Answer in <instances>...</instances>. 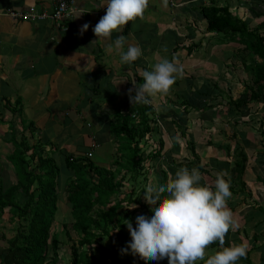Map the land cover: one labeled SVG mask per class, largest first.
<instances>
[{
  "label": "crops",
  "instance_id": "1",
  "mask_svg": "<svg viewBox=\"0 0 264 264\" xmlns=\"http://www.w3.org/2000/svg\"><path fill=\"white\" fill-rule=\"evenodd\" d=\"M57 3L0 0L3 184L17 178L10 160L16 149L14 140L29 138L31 145L47 143L44 153L59 164H64L68 154L91 158L96 167L112 172L115 182L121 183L111 205L119 203L123 213L133 210L125 205L140 204L134 209L144 213L151 206L141 190L148 184H164L166 172L174 176L186 159H192L190 144L195 145L201 165L224 171L229 178L238 155L234 147L239 143L249 156L244 176L247 189L232 192L228 200L238 228L227 233L225 246L247 243V256L238 264H264V91L261 99L235 104L254 92L256 66L264 67V56L249 50L253 37L209 30L203 13L205 7H229L250 30L263 34L264 0H149L143 19L130 22L122 32H114L111 40L103 41H95L92 29L106 12V5L100 7L104 0H74L72 6L84 13L79 18H64L61 24L67 28L63 29L57 28L52 17L23 20L11 15L30 7L50 15ZM85 23L89 27L81 34ZM119 35L126 37L124 48L108 51ZM128 45L140 47L143 53L131 65L122 64L119 57ZM161 56H174L182 65L186 80L180 90L187 92L188 101L173 98V93L152 98V105L140 110L139 104L130 102L129 89L143 82L141 73L151 70ZM247 141L255 146L246 145ZM226 143L230 151L223 148ZM134 154L145 158L139 175L130 173ZM3 171L11 172L13 180L5 181ZM203 177L201 183L210 181ZM135 186L138 195L131 193ZM61 187L67 191L64 182ZM141 204L146 207L140 208ZM136 214L131 221L134 227ZM218 249L219 243H214L208 251ZM138 264H144L143 259Z\"/></svg>",
  "mask_w": 264,
  "mask_h": 264
},
{
  "label": "trees",
  "instance_id": "2",
  "mask_svg": "<svg viewBox=\"0 0 264 264\" xmlns=\"http://www.w3.org/2000/svg\"><path fill=\"white\" fill-rule=\"evenodd\" d=\"M203 13L209 30L253 37L254 41L249 43V50L264 56V33L250 30V25L234 15L229 7H205ZM256 68L259 71L256 70L254 74V92L236 100V105H246L250 100L259 99L260 92L264 91V84H260L261 81L264 83V67ZM139 105L140 110L149 108L146 104ZM146 123L147 127L148 120ZM148 129L147 127L146 130ZM14 143L16 149L10 155V160L17 178L8 184H3L0 179V222L8 211L10 220L15 224V233L9 238L1 234L0 264H57L62 259L60 249L65 243L64 240L71 243L70 264H138L141 258L133 255L128 248L131 236L125 224L127 220L134 219L137 210L121 213L119 203L111 205L112 196L120 191L121 186L120 182H115L112 172L96 167L91 158L80 157L78 154H68L64 164H59L53 156L44 153L47 143L31 145L27 139L14 140ZM227 144L223 148L230 151L231 147ZM246 145L255 146L252 141H247ZM244 148L236 143L234 150L238 154L237 160L229 178L225 175V179L230 182L231 192L247 189L244 176L249 156ZM190 150L192 159L185 160L183 165L189 169L198 167L206 175V179H212L204 183L214 184L216 174L220 171L200 164L195 145L190 144ZM144 159L133 155L131 160L134 163L130 166L132 173L140 174ZM70 176L74 178L70 180ZM62 177L66 178L65 181ZM166 178L165 173V183ZM61 179L67 187V201L72 208L73 222H64L63 230L57 231L55 216L59 208ZM135 190L138 195L136 186L131 193L136 194ZM141 192L144 193V189ZM143 206L146 207V204H141L140 208ZM147 210L152 215L150 209ZM113 230L118 232L113 235ZM73 231L77 234V239L73 238ZM106 238L109 239V244L103 242ZM49 250L52 251L51 255Z\"/></svg>",
  "mask_w": 264,
  "mask_h": 264
},
{
  "label": "clouds",
  "instance_id": "3",
  "mask_svg": "<svg viewBox=\"0 0 264 264\" xmlns=\"http://www.w3.org/2000/svg\"><path fill=\"white\" fill-rule=\"evenodd\" d=\"M105 5V14L92 29L97 37L95 41L111 40L114 32H122L130 22L143 19L149 0H104L100 7ZM83 13L75 8L70 14L75 19ZM88 27L85 23L81 34ZM125 44L126 37L119 35L108 45V51L121 50ZM163 51L167 52V48ZM142 54L140 47L128 45L126 51L119 52L120 62L131 65ZM182 74V65L176 57L161 56L151 65V70L141 73L142 83H133L134 89H129L130 102L150 107L152 104H147L151 99L168 95ZM137 113L138 110L135 115ZM225 175L221 171L216 174L214 184L201 183L204 177L198 167L183 166L176 169L174 176L169 174L165 184H148L144 199L151 206L152 215H137L135 227L130 220L125 223L131 236L128 248L132 254L143 260L167 259L168 264H238L241 258H246L247 243L225 246L227 233L238 228L228 206L232 192ZM136 207L133 203L124 206L126 209ZM217 242L219 249L209 253V247Z\"/></svg>",
  "mask_w": 264,
  "mask_h": 264
},
{
  "label": "rangeland",
  "instance_id": "4",
  "mask_svg": "<svg viewBox=\"0 0 264 264\" xmlns=\"http://www.w3.org/2000/svg\"><path fill=\"white\" fill-rule=\"evenodd\" d=\"M251 73H253L252 69L250 70L249 74L251 75ZM185 80H186V72L183 71L182 76H179L177 78V80H176L175 84L172 86L169 94L172 95L173 93H175V97H173V98L180 97L181 100L184 99L186 101V103H187L189 96H187V92H186V94H183L182 91H181L182 90V88H181L182 82L185 81ZM177 81H179L180 84H177ZM210 85H212V84H210ZM198 99H196V100H198ZM192 107H194L193 104H192ZM204 109H206V107ZM180 110L184 111L183 109H180ZM151 126H153V124ZM183 132H185V128L183 129ZM29 140L30 139L28 138L27 141L30 143ZM130 173H132V172H130ZM166 173H167V179H168L170 172H166ZM2 174H4L6 176V178H4L5 181L8 182V181H12L13 180L14 176L12 177V175H10L11 172H4L3 171ZM8 175H10L12 178H10ZM209 180L211 181L212 179L209 178ZM61 183H62V179H61ZM60 189L61 190H60L59 203H58L59 208H58V211L56 212V216H55L56 217L55 225H56V230L57 231L63 230V228H62L63 225L62 224L64 222H68L69 224H71L73 222L72 214H71V207L69 206L70 204L68 205V201L66 199L67 191H65V188H63V187H60ZM138 189H139V187H138ZM135 192L137 194V190H135ZM142 195L143 194H141V198L143 197ZM248 202H252V200L249 199ZM136 205L138 207L140 204L139 205L136 204ZM137 207H136V209H137ZM147 209L148 208H146L145 211H144V214H146V215L149 214ZM137 213H143V212L138 210ZM14 228H15V224H14L13 221L10 220V213L8 211H6L5 214L2 217L1 222H0V237H1V234H4L8 238L13 236L14 233H15ZM115 233H116V231H115ZM62 234H63L62 235L63 239H65L64 232H62ZM112 234L115 235L114 233H112ZM72 236H73L74 239H77V234L74 231L72 232ZM64 242L65 243L62 245V248L60 249V256L62 257V259L57 264H70V262H71V249H70V244L71 243L69 241H67V240H64ZM103 242L105 244H109L110 243L108 238L104 239ZM49 252H50L49 254L51 255L52 251L49 250ZM153 262H154L153 264H155L156 262H158L160 264H168L167 259L156 260V261H153ZM143 263L147 264L146 262H144V260H143Z\"/></svg>",
  "mask_w": 264,
  "mask_h": 264
},
{
  "label": "built area",
  "instance_id": "5",
  "mask_svg": "<svg viewBox=\"0 0 264 264\" xmlns=\"http://www.w3.org/2000/svg\"><path fill=\"white\" fill-rule=\"evenodd\" d=\"M74 0H58L57 6L54 10V12L50 15H48L47 13H39L35 8L30 7L29 11L25 12V13H20V12H16V11H12L11 15L12 16H17L22 18L23 20H38V19H44L47 17H52L56 20V26L58 28L63 29L64 27L67 28V26H64L61 24V21L66 18L67 16H70L72 12L75 11L74 6ZM151 103L147 104V105H151ZM89 156H92V153L88 154Z\"/></svg>",
  "mask_w": 264,
  "mask_h": 264
}]
</instances>
